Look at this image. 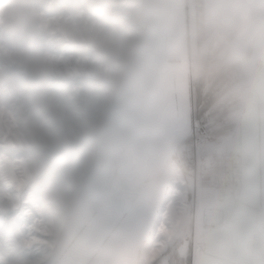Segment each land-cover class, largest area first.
Listing matches in <instances>:
<instances>
[{"label":"crops","instance_id":"0c3cea01","mask_svg":"<svg viewBox=\"0 0 264 264\" xmlns=\"http://www.w3.org/2000/svg\"><path fill=\"white\" fill-rule=\"evenodd\" d=\"M144 13L145 33L99 128L75 215L44 264H138L169 197L174 151L192 139L195 91L216 108L242 83L234 65L264 52V0H146ZM253 82L237 127L241 191L220 202L206 195L197 264H264V70Z\"/></svg>","mask_w":264,"mask_h":264},{"label":"rangeland","instance_id":"374dc122","mask_svg":"<svg viewBox=\"0 0 264 264\" xmlns=\"http://www.w3.org/2000/svg\"><path fill=\"white\" fill-rule=\"evenodd\" d=\"M145 1L0 0V139L19 148L0 157V264H44L59 250L93 167L99 128L145 33ZM25 12L31 25L5 23ZM166 29L170 52L171 20ZM202 94L195 91L193 112L205 106ZM178 163L138 264H197L211 190L184 182ZM48 190L64 193L57 213L43 195ZM22 203L37 215L23 219Z\"/></svg>","mask_w":264,"mask_h":264},{"label":"built area","instance_id":"2783aa9c","mask_svg":"<svg viewBox=\"0 0 264 264\" xmlns=\"http://www.w3.org/2000/svg\"><path fill=\"white\" fill-rule=\"evenodd\" d=\"M263 70L264 52L236 63L234 71L242 83H235L216 108L195 106L192 139L174 151L172 162L176 167L177 161L186 162L187 177L207 186L214 201L235 200L241 191L244 167L237 127L254 91L253 80Z\"/></svg>","mask_w":264,"mask_h":264},{"label":"clouds","instance_id":"9594fccd","mask_svg":"<svg viewBox=\"0 0 264 264\" xmlns=\"http://www.w3.org/2000/svg\"><path fill=\"white\" fill-rule=\"evenodd\" d=\"M34 22V17L28 13H21L16 19L6 21L7 25H11L14 29L22 28L27 25H31ZM35 70L42 74V69L39 65H36ZM45 200L48 203L50 209L57 213L61 210L64 200V193L61 191L48 190L44 194Z\"/></svg>","mask_w":264,"mask_h":264},{"label":"snow or ice","instance_id":"6c2138e0","mask_svg":"<svg viewBox=\"0 0 264 264\" xmlns=\"http://www.w3.org/2000/svg\"><path fill=\"white\" fill-rule=\"evenodd\" d=\"M3 134L0 133V136ZM8 139H11V136L9 135ZM19 148L14 147L12 144L8 143L7 140L0 139V157H8L10 152L17 151ZM3 182L0 181V184ZM14 186V185H13ZM19 211L22 213V218L23 219H29L35 215H37L36 209L32 208L29 204L27 203H22L20 206ZM155 259V257H154Z\"/></svg>","mask_w":264,"mask_h":264},{"label":"bare ground","instance_id":"6f19581e","mask_svg":"<svg viewBox=\"0 0 264 264\" xmlns=\"http://www.w3.org/2000/svg\"><path fill=\"white\" fill-rule=\"evenodd\" d=\"M179 162V163H178ZM177 163L179 164V166L182 168V171L185 173V174H187L188 176H190V169H187V163L186 162H184V161H177ZM173 164V167H175L174 169H175V172H176V174H178L179 175V170H177V167H176V165H175V163L173 162L172 163ZM185 178V180H183L184 182H187L186 180L188 179V177L186 176V177H184ZM43 261V260H42ZM41 261H38V262H36V263H34V264H39Z\"/></svg>","mask_w":264,"mask_h":264}]
</instances>
